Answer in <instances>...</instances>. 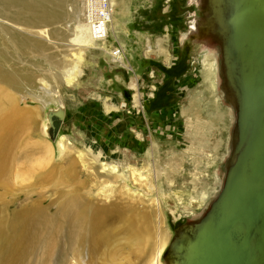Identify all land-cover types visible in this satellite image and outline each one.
<instances>
[{
	"label": "rangeland",
	"instance_id": "obj_1",
	"mask_svg": "<svg viewBox=\"0 0 264 264\" xmlns=\"http://www.w3.org/2000/svg\"><path fill=\"white\" fill-rule=\"evenodd\" d=\"M202 1L119 0L118 7L114 6L118 24L113 29L106 32L98 22L99 27L96 23L91 25L99 41L84 51L81 75L72 86H67L57 76L61 72L57 63L62 57L60 50L48 49L47 55L54 56L47 59L48 63L38 58L17 60L20 67L36 74V81L45 79L51 87L48 89L50 95L40 89L41 86L33 92L29 87L22 91L8 89L17 99V109L27 113L26 119L32 125L17 137L18 164L13 169L18 177L10 174L1 179L2 183L0 181V264H44L43 259L45 264H73L71 243L58 230L60 202L68 200L76 191L98 205L110 204L120 195L126 197L122 186L125 184L124 169L128 165L119 154L144 160L140 167L144 168L146 176L153 178L148 181L156 188L153 195L138 191L140 197L129 195L126 202L139 208L134 213L137 228L147 229L149 234L131 241L124 224L118 226L119 234L102 229L100 234L109 242L101 248L94 243L89 248L91 256L85 255L87 264H146L164 243L169 250L183 225L193 226L200 217H206L214 203L217 204L228 171L236 161L229 164L235 159L234 147L239 143L237 113L243 97L236 84V88L230 85L234 82L228 77L225 55L219 57L218 48L221 56L227 49L223 35L224 48L218 41L194 45L193 34L211 24L215 27L211 14L206 15L214 13V8L203 6ZM91 4L99 9L96 2ZM230 6L227 12L224 10L227 22L236 4ZM65 13L64 25L69 26L72 34L78 22L87 23L86 0H66ZM116 52H120L123 61L114 58ZM166 54L171 56L168 61ZM207 59L213 66L203 71V61ZM217 60L221 61L222 82L214 72ZM7 69L11 70L9 65ZM203 74H213L212 78L229 104L227 130H231L222 134V149L219 152L213 149L217 154L188 146L184 131L183 123L191 116H184L183 111L189 114L187 109L192 101L200 98L204 105L199 108V114L201 108L206 111V96L201 98L202 92L208 91L204 90L207 84ZM135 84L141 85L142 114L138 115L130 114L136 95ZM152 87L157 89L153 98L150 96ZM61 103L66 106L67 116L59 137L52 142L45 133L46 116ZM133 130L141 134V145ZM61 137H65L75 150L77 148V152L61 153L58 146ZM90 162L89 166L94 169H85ZM103 164L118 166L119 182L114 183L113 178L104 174ZM98 172H103L102 178ZM104 179L112 193L101 190ZM154 199L158 201L159 211L152 205ZM140 208L149 213H140ZM23 211H26L23 216L28 217V222L14 224V215ZM145 215L150 216L149 220ZM125 217L128 221L132 219L129 213ZM51 221H55L54 233H50ZM11 237L14 239L10 240ZM135 238L138 237L135 235ZM46 247H51V251L47 252ZM166 253L162 264H167Z\"/></svg>",
	"mask_w": 264,
	"mask_h": 264
},
{
	"label": "bare ground",
	"instance_id": "obj_2",
	"mask_svg": "<svg viewBox=\"0 0 264 264\" xmlns=\"http://www.w3.org/2000/svg\"><path fill=\"white\" fill-rule=\"evenodd\" d=\"M118 1L119 0H110V5L113 9V17H111L112 20H110L111 22L108 26L104 25L103 27H100V28H105V30L103 31L107 32L109 29H113L114 26L118 24L114 12L115 9L114 6L118 7V3H117ZM226 1L227 0H225V3ZM218 2L219 5L224 4L223 0H219ZM65 6H66V0H0V181L1 183H2L1 179L5 176H10V174L14 176L16 175V177H18V174H15L13 169V167L16 164H18L16 163V156L18 154L17 137L19 136V134L27 130L26 129L27 126L32 125V123L30 124L29 119L28 120L26 119L27 113L17 109L18 108L17 99L14 98L15 96L13 97V95H11L8 89L22 91L23 89H25V87H29L31 88V92H33L35 89L36 91H38L39 87L41 86L40 89H42L44 92L46 91L48 92L49 87H51L47 85V83L44 81L45 79L36 81L35 79L36 74L34 75V73H32L30 70L20 67L17 60L24 59L25 61L26 60L30 61L38 58V60L45 61L46 63H48L47 59L49 60L51 57L54 58V56L52 55H47L48 49L52 48V49L60 50L59 52L61 53L62 57L61 60L59 59L57 63L60 65L61 72L58 73L57 76L67 86H72L73 84L76 83L77 79L81 75V71H82L81 59H83L81 57L84 51L88 48H92L99 41V39L94 35L93 27L87 25L88 23L87 20H86L87 21L86 24L82 21H80V23L78 22L75 28V32L71 34L72 31L68 30L69 26L64 25L67 19V14L65 13ZM219 8L220 10H218V13L219 16H221L222 7ZM212 15L213 14H211L210 19H213L214 21V17ZM103 20L105 21V18ZM222 23L223 22H220V24ZM216 25L214 28H216ZM222 25H227V24H222ZM63 26L66 28L63 29L62 28ZM49 27L52 28L49 29ZM218 29L220 30V32L223 31L221 26L220 27L218 26ZM226 30L228 31V28H226ZM160 50L162 52L165 51L164 49H160ZM38 51L40 52V57H38ZM218 51H219V57L224 58L223 56L226 54H223L224 53L223 52L222 53L223 55L221 56L222 51L219 48ZM166 55L168 61L171 56L170 54L169 55L166 54ZM225 57L228 66V76L229 79L232 80V78L236 76V73L234 72V69L231 65L233 63L228 55ZM114 58L118 62H121L124 59L121 56L118 57L114 56ZM203 63H204L203 71L213 66L211 60L209 59L204 60ZM122 64L124 65V67L130 69L125 64V62H122ZM167 64L171 65L170 63ZM8 65L10 66L11 70L7 69ZM220 66H221V61L218 62L217 60L216 70H214V72H217V77L219 78V81L222 82ZM213 74H211V76L207 74H203V76H205L206 78V84H207L204 86V90L207 89L208 91L202 92L201 98L206 96L205 99L206 100L205 106L207 107L206 111L205 112L202 111L201 108V115L199 114V108L204 105V102H201L200 98H196L194 101L190 103V107L187 109V112L189 114L183 111L184 116L187 115L191 116L188 117L186 121H184L183 125L185 127L184 130L185 135L189 140L188 146L194 148L195 150L199 149L204 152L210 151L215 153L213 149H216L219 152L223 147L222 134L225 133L228 134L231 128L230 130H227L228 124L230 122L229 104L228 102L225 101V94L222 92V90L219 89L218 83L216 84V81L212 78ZM152 77L155 78V74H152ZM3 87H5L6 89ZM133 87L136 95H134L133 109L130 112V114L134 113L138 115L142 112L141 111L142 101L141 98H139L141 94V85L135 84V86L133 85ZM156 90L157 89L155 87H152V92L150 93L151 98L155 97L153 95L155 94ZM233 123H235V118ZM44 127L46 130L47 124H45ZM133 132L134 135H136V139L139 140V144L141 145L142 142L141 134H139L137 131L134 130ZM58 146L60 148L61 153H64L65 151L68 150H74V151L77 150V148L75 150V147L70 142L68 141L66 142L65 137L60 138V141L58 142ZM233 151L234 149L232 150V152ZM78 156L80 157L81 155L79 154ZM118 157L122 160H125L128 165V167L124 169L123 175L125 178L123 180L125 184L122 186L123 187L122 190L127 194L126 197L120 195L119 199L112 201L110 204L98 205L90 202L88 200L89 198L87 199L79 191H76L72 194V196H70L68 200L60 202L62 205L60 211L61 217L57 221H60L61 225H59L60 227H58L59 228L58 230L62 231L65 237L69 240V243H71L72 246L71 251L73 254V261H74L73 264H87L88 261L86 262L85 255H87L88 257L89 255L91 256L89 248H91L94 243L96 245L98 244V247L101 248L104 247V245H106L109 242L108 240L102 237V234H100L102 229H105L109 233L111 231H114L116 232V234H119L118 226L120 224H124L125 225L124 231L128 235H130L129 239L131 241L143 237L146 233L149 234V231L147 229L146 231H143V229L137 228V223L134 213L136 209L139 208H136V206L132 204L127 205L126 202L129 195L140 197L141 194L138 193V191L143 192L145 195L148 196L153 195V193L156 192V188L154 185L150 186L148 184V181L152 180L153 178L151 179L150 177L146 176L144 171H142L144 168H141L140 164L144 163V160L141 159V161H139L136 158V156L130 157L125 154H119ZM214 160L216 159L215 158L213 159V163L215 162ZM89 164H91V162L88 163V166L85 165V169H87V167H91V169H94V167L89 166ZM101 167L104 174L105 173L108 174L107 177L113 178L111 180H113L114 183L119 182L121 174H119L120 169L118 168V166L103 164ZM103 172L97 173L99 178L103 177V175L100 176L101 174H103ZM117 174L118 176H116ZM101 183L103 185L101 189L103 193L113 192L111 191V189H109V187L105 186L107 185L105 179L104 181H101ZM255 189L256 188H252L251 190L255 191ZM262 189L263 190L257 192V195H261L262 193H264V188ZM241 193H243V191H241ZM205 196L206 194L203 197ZM255 196L256 193L254 192L251 195L252 199L251 198L247 199V203L244 204L242 208L243 214L254 216L257 214L255 209L256 207L258 211H262V209H264V202L262 203V207H261V202H260L261 198L258 197V199L256 198L257 200L255 202L256 207L253 209L252 213L249 212L250 210L248 209V204L249 202H253ZM106 200L109 202L108 198H106ZM152 205L156 208V211L160 210L158 201L156 199L152 201ZM24 212L26 211H23L21 213H16L14 215V217H16L15 218L16 220L15 221L13 220L14 224L19 223L20 225H22L23 223L28 222L27 221L29 220L28 217L23 216ZM126 213H129L131 215L132 217L131 221H128L126 219L125 217ZM140 213L147 214L149 212L146 210H141ZM149 218L150 216L145 215L146 220H149ZM200 220L202 221L203 218L201 219L200 217ZM206 220L207 219L204 218V221ZM39 221H41V219ZM231 221H233V219H230L226 224H228ZM244 221H246V218H244ZM54 222L55 221L50 222L52 226V230H50V233H54V231H56L55 229L56 225ZM231 224H229V226ZM135 235L138 238H135ZM109 236L112 235L109 234ZM232 237L238 239L235 233H232ZM13 239L14 237L10 238V240ZM44 239H45V235H44ZM187 239L183 237V242H189V245L192 246V244L195 242L193 240L194 237L192 236L189 237V235H187ZM166 249L167 248L164 243L161 247H159L156 253L152 255V257L150 256L151 259H148L146 264H162V259L164 257V254L168 251ZM46 251L47 252L51 251V247L50 248L46 247ZM40 252L42 253V251ZM43 261L45 264L46 261L44 259Z\"/></svg>",
	"mask_w": 264,
	"mask_h": 264
},
{
	"label": "water",
	"instance_id": "obj_3",
	"mask_svg": "<svg viewBox=\"0 0 264 264\" xmlns=\"http://www.w3.org/2000/svg\"><path fill=\"white\" fill-rule=\"evenodd\" d=\"M218 1H202L203 6L214 8V13L206 15L213 14L217 25L214 32L211 24L193 34V41L194 45L218 41L224 48L223 35L227 42L225 56L230 57L236 73L230 85L235 88L237 85L243 97L237 113L239 143L235 147V159L229 164L236 161L228 171L218 203L213 204L205 217L207 220H200L193 226L185 224L179 229L166 253L167 264H264V209L258 211L255 205L258 197L261 207L264 202V193L257 195L264 188V0H227L226 3L223 0V5ZM232 3L236 6L229 23L224 10L231 9ZM219 7H222L221 16ZM66 116L67 109L62 103L47 113L45 133L52 142L59 137ZM252 188H256L255 191ZM254 192L256 196L249 202L248 209L252 213L256 207L257 214H243V205L248 198L252 199ZM230 219L233 221L226 224ZM232 233L238 239L233 238ZM187 235L194 237L192 246L183 242Z\"/></svg>",
	"mask_w": 264,
	"mask_h": 264
},
{
	"label": "built area",
	"instance_id": "obj_4",
	"mask_svg": "<svg viewBox=\"0 0 264 264\" xmlns=\"http://www.w3.org/2000/svg\"><path fill=\"white\" fill-rule=\"evenodd\" d=\"M96 2V7H99V9H95L92 7L91 2ZM96 10V11H94ZM113 15V9L110 5V0H86V20L91 25H96L99 27V25H107L109 21L111 20V16ZM105 18V21L103 20ZM99 25H98V23ZM117 55V56H116ZM120 55V52L114 53L115 57H118Z\"/></svg>",
	"mask_w": 264,
	"mask_h": 264
}]
</instances>
